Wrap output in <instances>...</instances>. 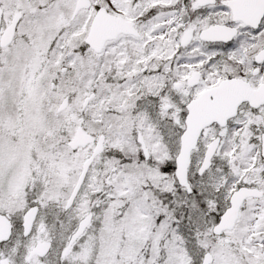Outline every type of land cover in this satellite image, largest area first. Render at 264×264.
<instances>
[{"label": "snow or ice", "instance_id": "6c2138e0", "mask_svg": "<svg viewBox=\"0 0 264 264\" xmlns=\"http://www.w3.org/2000/svg\"><path fill=\"white\" fill-rule=\"evenodd\" d=\"M0 264H264V0H0Z\"/></svg>", "mask_w": 264, "mask_h": 264}]
</instances>
